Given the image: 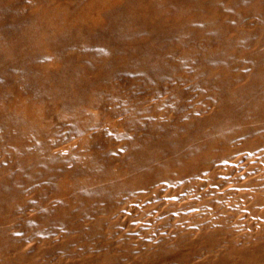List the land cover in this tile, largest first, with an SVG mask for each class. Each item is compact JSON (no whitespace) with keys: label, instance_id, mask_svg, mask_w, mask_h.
<instances>
[{"label":"rangeland","instance_id":"1","mask_svg":"<svg viewBox=\"0 0 264 264\" xmlns=\"http://www.w3.org/2000/svg\"><path fill=\"white\" fill-rule=\"evenodd\" d=\"M0 264H264V0H0Z\"/></svg>","mask_w":264,"mask_h":264}]
</instances>
